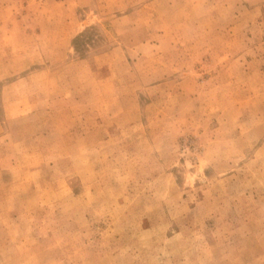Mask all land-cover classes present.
Returning <instances> with one entry per match:
<instances>
[{"label":"rangeland","instance_id":"obj_1","mask_svg":"<svg viewBox=\"0 0 264 264\" xmlns=\"http://www.w3.org/2000/svg\"><path fill=\"white\" fill-rule=\"evenodd\" d=\"M0 264H264V0H0Z\"/></svg>","mask_w":264,"mask_h":264}]
</instances>
